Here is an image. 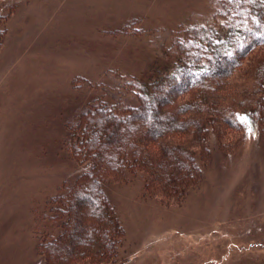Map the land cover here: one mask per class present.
Returning a JSON list of instances; mask_svg holds the SVG:
<instances>
[{"label":"rangeland","instance_id":"obj_1","mask_svg":"<svg viewBox=\"0 0 264 264\" xmlns=\"http://www.w3.org/2000/svg\"><path fill=\"white\" fill-rule=\"evenodd\" d=\"M214 1L0 0V264H47L37 244L48 200L85 165L64 148L65 119L94 100L135 105L128 82L144 79L176 30L210 26ZM109 128L90 121L79 148L96 151ZM231 144L210 136L201 180L179 204L131 177L103 184L124 231L110 264H264V136L251 126Z\"/></svg>","mask_w":264,"mask_h":264},{"label":"trees","instance_id":"obj_2","mask_svg":"<svg viewBox=\"0 0 264 264\" xmlns=\"http://www.w3.org/2000/svg\"><path fill=\"white\" fill-rule=\"evenodd\" d=\"M210 15V26L191 24L172 33L171 45L160 48L144 79L128 82L135 105L94 100L65 119L64 148L85 165L48 200L39 235L47 239L37 244L47 264L115 261L124 231L103 192L106 182L138 179L150 198L179 204L201 180L211 135L221 150L237 149L231 143L246 137L251 126L264 136V0H215ZM90 121L95 131L111 127L88 153V142L82 141L84 150L79 143ZM232 134L237 138L230 141ZM67 233L65 244L60 239ZM52 241L61 253L56 260Z\"/></svg>","mask_w":264,"mask_h":264}]
</instances>
